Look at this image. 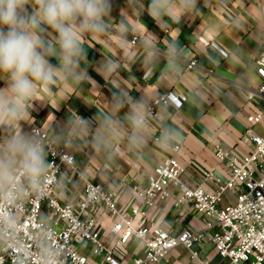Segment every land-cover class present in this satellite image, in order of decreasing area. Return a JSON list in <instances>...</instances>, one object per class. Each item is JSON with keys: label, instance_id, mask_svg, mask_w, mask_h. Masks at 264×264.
<instances>
[{"label": "crops", "instance_id": "crops-1", "mask_svg": "<svg viewBox=\"0 0 264 264\" xmlns=\"http://www.w3.org/2000/svg\"><path fill=\"white\" fill-rule=\"evenodd\" d=\"M198 8L195 15L184 17L179 25L170 23L161 27L146 12L138 13L132 0H112L111 18L107 21L109 31L99 38L84 37L87 61L81 66L92 79L74 83L57 78L50 86L51 95L38 94L28 103L23 119L0 122V128L10 124L31 134V127L38 126L55 139L59 136V142L70 140L69 151L76 162L94 182L118 193L120 209L145 211V215L136 216V223L151 228L158 226L171 233L186 227L202 229L206 222L190 203L175 205L179 197L177 187L171 186L170 197L153 207L143 202L138 190L155 167L171 156H176L183 165L182 177L187 183L203 184L214 190L217 184L206 173L213 172L222 181L229 178L227 164L218 159L216 147L243 155L251 146L242 139L249 127L264 137V121L253 123L252 120L263 108L262 100L249 98L250 90L258 89L263 81L257 72L256 59L264 48V0H199ZM121 21L127 25V31L120 29ZM135 35L139 41L133 44ZM177 36L178 47L166 50ZM105 58L113 60L118 67L116 72L102 77L98 74V62ZM191 59L197 60V66L187 69V61ZM51 62L57 63L55 59ZM3 86L0 80V87ZM117 87L135 97H144L148 104L160 93L171 90L188 99L180 108L162 107L159 117L150 120L146 142L140 147L129 146L123 135L108 146L96 147L93 132L100 124L97 113L109 110L111 90ZM77 114L92 120L90 129L82 131L77 126ZM163 127L173 131L168 149L159 139ZM128 131L124 129L123 133ZM176 144L180 145L178 152L171 148ZM75 191L64 170L58 186L61 199H76ZM235 201V192L227 191L224 202ZM113 221L103 216L98 225L101 239L108 245L115 241L111 231ZM75 244L92 254L91 248L78 241ZM193 249L198 252L197 257L178 245L160 261L145 264H222L224 261L209 241L197 243ZM141 253V242L132 240L126 253L117 251V256L126 262ZM99 261L100 258H91L90 264H100Z\"/></svg>", "mask_w": 264, "mask_h": 264}, {"label": "built area", "instance_id": "built-area-1", "mask_svg": "<svg viewBox=\"0 0 264 264\" xmlns=\"http://www.w3.org/2000/svg\"><path fill=\"white\" fill-rule=\"evenodd\" d=\"M138 41L137 35L132 37L133 44ZM256 64L263 81L258 89L250 90L249 98L262 100L263 108L252 118L253 123H260L264 121V48ZM196 66V59L187 61V69ZM187 99L174 90L160 93L149 104L152 117L158 118L162 107H182ZM30 132L43 142L49 154V170L42 192L25 186L15 200L0 193V264H47L49 256L54 264H90L91 258H100V264H145L160 261L178 245L197 257L194 245L206 241L215 246L224 259L222 264H264V137L251 127L242 138L251 144L247 153L238 155L233 150L216 147L218 159L227 164L229 178L222 181L213 172L206 173L217 184L214 190L203 184L187 183L182 177L184 167L176 156L165 159L148 175L138 190L147 206L167 200L170 187L175 186L179 190L175 205L190 203L206 222L202 229L186 227L177 233L136 223V216L145 215V211L120 209L118 193L94 182L76 162L69 151L70 140L59 142L38 126L31 127ZM171 148L178 152L180 145ZM64 170L76 188V199L63 201L58 193ZM78 187L82 191L78 192ZM229 190L236 194L235 203L224 202ZM103 216L114 220L112 245L101 239L98 225ZM132 240L141 242L142 253L124 262L117 251L126 253ZM76 241L91 248L92 254L80 250Z\"/></svg>", "mask_w": 264, "mask_h": 264}, {"label": "clouds", "instance_id": "clouds-1", "mask_svg": "<svg viewBox=\"0 0 264 264\" xmlns=\"http://www.w3.org/2000/svg\"><path fill=\"white\" fill-rule=\"evenodd\" d=\"M132 3L138 13L146 12L161 27L179 25L184 17L199 11V0ZM111 12L112 0H0V76L4 77L0 79L4 82L0 87V122L23 119L28 103L38 94L51 95L50 86L57 78L74 83L91 80L81 66L87 61L84 37L106 34ZM120 29L127 31L123 21ZM178 40V36L172 39L166 50H175ZM53 59L57 63H52ZM98 67V74L103 77L116 72L118 66L105 58L98 62ZM109 106L108 111L97 113L100 124L93 132L95 146H108L122 135L131 147L143 145L150 120L155 119L146 99L117 87L111 90ZM75 121L82 131L91 128V119L77 114ZM124 129L130 131L123 133ZM159 139L168 149L172 129L163 127ZM48 155L35 135L21 133L9 137L0 146V193L15 200L25 186L42 192L49 170ZM47 264H54L51 256Z\"/></svg>", "mask_w": 264, "mask_h": 264}, {"label": "rangeland", "instance_id": "rangeland-1", "mask_svg": "<svg viewBox=\"0 0 264 264\" xmlns=\"http://www.w3.org/2000/svg\"><path fill=\"white\" fill-rule=\"evenodd\" d=\"M21 133H25L24 131H20L18 127L13 125H7V127L0 128V143H5L7 139L13 135H18Z\"/></svg>", "mask_w": 264, "mask_h": 264}]
</instances>
